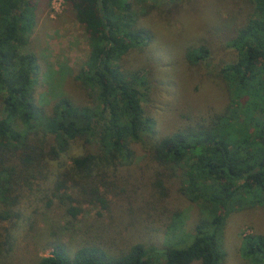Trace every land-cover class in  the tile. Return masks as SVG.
<instances>
[{
    "label": "trees",
    "instance_id": "16d2710c",
    "mask_svg": "<svg viewBox=\"0 0 264 264\" xmlns=\"http://www.w3.org/2000/svg\"><path fill=\"white\" fill-rule=\"evenodd\" d=\"M35 1L0 0L2 263L11 256L20 233L28 237L35 230L39 213L36 208L30 210L33 203L42 204L45 211L56 205L73 219L85 204L108 212L110 190L116 182L122 184L119 191L125 199L134 202L135 196L130 194L134 187L129 188L131 183L118 174L119 168L132 163L133 144L142 142L146 133L154 135V122L144 115L137 87L146 80L123 72L118 65L128 51L151 40L146 29L137 27L129 0H66L79 12L91 48L89 60L75 78L86 90L95 92L96 105L80 108L61 98L50 112L33 99L37 57L19 50L28 44L35 25ZM250 1L253 18L236 29L228 43L237 53L236 61L220 70L239 109L227 108L198 119L145 148L149 164L154 165L153 206L162 207L164 182L184 165L187 187L183 195L198 206L201 215L193 234L177 237L160 250L141 243L121 249L105 241L98 245L87 241L69 252L56 244L49 256L36 257L31 264L223 263L226 218L255 200L261 202L264 195V0ZM207 55L204 46L189 47L185 58L197 65ZM97 124H102L100 129ZM78 139L94 143L96 148H86L67 167L65 161H59L60 156ZM171 227L176 229L175 224ZM239 255L244 264H264V235H243ZM155 256L162 261L154 262Z\"/></svg>",
    "mask_w": 264,
    "mask_h": 264
},
{
    "label": "rangeland",
    "instance_id": "374dc122",
    "mask_svg": "<svg viewBox=\"0 0 264 264\" xmlns=\"http://www.w3.org/2000/svg\"><path fill=\"white\" fill-rule=\"evenodd\" d=\"M129 2L137 27L146 29L151 40L144 47L128 51L118 65L123 72L141 75L146 80L145 84L137 87L142 94L144 115L154 122V135L146 133L142 142L133 144L132 163L119 168L118 174L128 177L129 188L134 187L132 192L130 190V194L135 196L134 202L125 199L127 196L119 191L122 184L116 182L110 190L112 198L108 212L85 204L81 207L82 213L73 219L56 205L45 211L42 204L33 203L30 210L36 208L39 213L35 230L28 237L20 233L11 256L0 264H31L36 257L49 256L56 244L69 252L87 241L97 245L105 241L104 244L121 249L141 243L160 250L179 237L193 234V227L201 215L198 206L183 195L187 187L186 177L182 176L184 165L164 182L166 199L162 207L153 206L156 200V196H151L153 190L156 191L151 186L154 165L149 164L145 148L149 142L198 119L227 108L230 111L239 109L238 102L234 101V91L221 79L220 70L236 61L237 53L228 43L235 30L253 18L254 4L250 0ZM66 3V0H36L35 25L28 36V44L19 48L20 52L30 51L37 57L39 72L33 99L46 112H50L61 98H68L80 108L96 105L95 92L86 90L75 78L80 67L89 60L91 48L79 12ZM185 13H193L201 19L197 34L181 35L167 42L156 38L150 26L155 16L176 20L179 24ZM179 27L183 32V25L179 24ZM199 46L206 47L208 55L203 62L191 65L185 58L187 48ZM100 120L98 118L97 121ZM97 126L100 129L102 124ZM88 147L93 151L96 148L94 143L87 144L84 139H78L59 161H65L69 167L71 160L83 155ZM261 196V202L255 200L247 208L226 218L222 228L226 257L222 264H244L239 255L243 235H264V195ZM115 202H118L116 206ZM64 204L68 205L66 201ZM125 208L130 211L126 212ZM130 212L133 215L130 216ZM175 214L177 219L173 218ZM172 224L176 229L171 227ZM155 258L156 263L162 261L158 256Z\"/></svg>",
    "mask_w": 264,
    "mask_h": 264
},
{
    "label": "clouds",
    "instance_id": "9594fccd",
    "mask_svg": "<svg viewBox=\"0 0 264 264\" xmlns=\"http://www.w3.org/2000/svg\"><path fill=\"white\" fill-rule=\"evenodd\" d=\"M201 19L193 13L182 14L179 24L183 25V32L176 20H170L163 16H155L151 22V29L157 39L161 41H171L181 35H195L201 27Z\"/></svg>",
    "mask_w": 264,
    "mask_h": 264
}]
</instances>
